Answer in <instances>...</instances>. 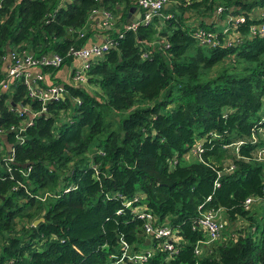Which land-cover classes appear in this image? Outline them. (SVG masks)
Instances as JSON below:
<instances>
[{
    "label": "trees",
    "instance_id": "1",
    "mask_svg": "<svg viewBox=\"0 0 264 264\" xmlns=\"http://www.w3.org/2000/svg\"><path fill=\"white\" fill-rule=\"evenodd\" d=\"M167 4L133 29L123 24L134 0H0V64L9 48L55 52L61 65L42 67L55 79L92 33L93 10L115 26L85 81H63L22 141L18 108L39 101L21 80L0 92V264H109L122 241L128 255L150 250L126 264H264V223L256 233L253 202L243 204L264 195L263 141L252 138L263 125L264 36L249 34L264 0ZM240 14L239 39L226 44L221 22ZM197 27L220 31V43L200 42ZM141 207L172 227V249L145 231ZM210 207L227 225L205 242L198 218ZM238 217L248 224L237 228Z\"/></svg>",
    "mask_w": 264,
    "mask_h": 264
},
{
    "label": "built area",
    "instance_id": "2",
    "mask_svg": "<svg viewBox=\"0 0 264 264\" xmlns=\"http://www.w3.org/2000/svg\"><path fill=\"white\" fill-rule=\"evenodd\" d=\"M168 1L169 0H134V5L139 8L140 15L135 10H131V16H135L137 19L135 21H132L130 20L131 18H129L127 22L123 24V27L135 29L140 22H150L154 18V16H156L157 14H162L161 11L166 6ZM221 9V7H217L216 11L220 12ZM255 12L257 13L256 17H258L259 20L250 24L249 34L264 36V10L257 9L255 10ZM96 13H100L103 16L101 21L102 26L107 29L111 28L110 26L114 23L113 20H111V16L108 11L93 10L91 17L95 16ZM210 19L211 18H209V20ZM244 20V15L240 14L235 17L229 15L227 19L221 22L220 30L221 33L224 34L223 40L226 41V44H230L233 39H239L237 27ZM219 32L217 30L211 31L202 27H197L194 31V35L200 40V42L208 43L213 46L220 43V38L218 37ZM105 38L106 39H104L100 43L83 44L78 48H71L70 51L74 54L76 59L80 60L79 66L74 69L71 76L72 80L75 83L85 81L86 71L90 66L91 59L101 54L111 43L110 38L108 37V33H106ZM6 58L8 59V63L4 76L0 79V92L9 89L10 85L14 81L21 80V82L26 86V96H28L32 100L39 101V106L37 108L29 105V103L18 108L19 114H22L23 112L27 114V116L24 117L22 124H20L15 133L16 139L22 141L23 136L21 135V132L25 130V127L27 126L26 124H32L33 118L37 114L47 109L46 102L52 99H58L63 92L62 82L55 81L53 78H50L48 73L42 72L43 66H60L62 63V56L55 52L35 56L27 49L19 51L15 48H9L7 52L2 56L3 60ZM260 122H262L263 125L254 130L252 138L253 141H258L259 139L263 141L262 146L258 149L257 156L258 158H264V108ZM3 138L5 139L6 136L3 135ZM238 143H241V141H238ZM13 150L14 148L11 146L10 150L8 151L9 153L4 158L6 162H9L13 159ZM198 150H202L200 145L198 146ZM257 200H264V195L262 197H246L243 203L244 207H249L252 202ZM130 203V200L126 201V204ZM202 207L203 204H199V208ZM137 212L139 217L144 219L145 231L149 235H153L158 239L162 238V241L158 242V244L163 246V248L172 249V240H175L174 230L172 229V227L164 224H156L154 215L150 211L145 210V208L143 207L138 209ZM221 212V208L214 209L210 207L201 209L198 222L200 224V227L206 231L207 239L204 240L205 242H209L213 239L218 238L221 235L222 229H224L227 225V218L223 217L221 215ZM201 241L202 240L199 239L195 243V253H198L200 251L199 243ZM122 243L127 246V243L125 241H122ZM149 254L150 250H146L143 253L141 252L133 255H128L127 253L122 252L110 264H126V257L128 260L143 261L148 257Z\"/></svg>",
    "mask_w": 264,
    "mask_h": 264
},
{
    "label": "crops",
    "instance_id": "3",
    "mask_svg": "<svg viewBox=\"0 0 264 264\" xmlns=\"http://www.w3.org/2000/svg\"><path fill=\"white\" fill-rule=\"evenodd\" d=\"M135 11L138 13L137 8L135 9ZM97 15H101V14L98 13ZM102 18H103V16H96L95 15V16H92L91 19L88 21V28L87 29L92 30L91 31L92 33L88 37L85 44L100 43L104 39H106L105 37H106L107 32L104 31L105 27H103L101 24ZM7 63H8L7 58L4 60L2 59V63L0 64V71L3 73V76H4V73L6 71ZM79 64H80V60H78V59H75L70 65L63 64L54 73V76L56 77L57 80L54 77H52L51 73H49V72H47V73L50 76V78H53L55 81H58V82L71 81L72 80V78H71L72 73H73L74 69L79 66ZM35 71H37V70H35ZM221 215L222 216L224 215L223 211L221 212Z\"/></svg>",
    "mask_w": 264,
    "mask_h": 264
},
{
    "label": "rangeland",
    "instance_id": "4",
    "mask_svg": "<svg viewBox=\"0 0 264 264\" xmlns=\"http://www.w3.org/2000/svg\"><path fill=\"white\" fill-rule=\"evenodd\" d=\"M168 5V4H167ZM111 28H113V27H115L113 24L110 26ZM219 27V26H218ZM226 60H228L227 58H226ZM217 66V65H216ZM164 93H165V89H163L161 92H160V94L156 97V99H161L162 98V96H164ZM174 104V102H170V104H169V106H172ZM191 155H193L192 153H190ZM190 155V156H191ZM250 211L252 212V214L253 215H255V218H256V220H257V222H256V226H257V228H256V230H255V232L256 233H260V231H261V228H262V225H263V223H264V200H257V201H255V202H253V204H252V207H251V209H250ZM223 217H227V215L226 214H224L223 215ZM38 218H40V217H38ZM34 222V221H33ZM246 224H248V220H246V219H243L242 217H238L237 219H236V227L237 228H239V227H243V226H245ZM253 229V228H252ZM221 238V237H220ZM219 239V238H218ZM143 249H144V246L142 247ZM146 248H150V246H148V247H146ZM122 252H125V253H127V254H129V251H128V244H127V246H125L123 243H122V245H121V253ZM120 253V254H121ZM120 254H118V255H120ZM113 255V254H112ZM111 255V256H112ZM117 255V256H118ZM131 255H133V254H131ZM116 256V257H117ZM110 264V263H109Z\"/></svg>",
    "mask_w": 264,
    "mask_h": 264
},
{
    "label": "water",
    "instance_id": "5",
    "mask_svg": "<svg viewBox=\"0 0 264 264\" xmlns=\"http://www.w3.org/2000/svg\"><path fill=\"white\" fill-rule=\"evenodd\" d=\"M136 8H137V10H138V14L140 15V11H139V8H138L137 6L133 5V6L130 8V10H135ZM128 16H129V18H131L130 20H132V21H135V20L137 19L135 16H131V13H129ZM220 173H221V174L225 173V170L221 171ZM39 220H42V217L35 219V220H34V223L38 222Z\"/></svg>",
    "mask_w": 264,
    "mask_h": 264
}]
</instances>
